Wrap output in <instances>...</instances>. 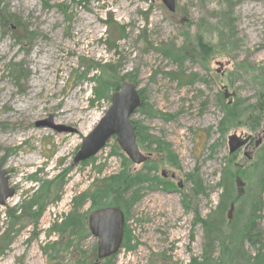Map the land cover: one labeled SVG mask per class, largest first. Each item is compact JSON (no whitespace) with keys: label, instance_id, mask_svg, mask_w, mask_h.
<instances>
[{"label":"rangeland","instance_id":"obj_1","mask_svg":"<svg viewBox=\"0 0 264 264\" xmlns=\"http://www.w3.org/2000/svg\"><path fill=\"white\" fill-rule=\"evenodd\" d=\"M0 8L11 21L0 18V169L15 189L0 207V238L13 229L0 264H94L98 239L86 218L113 202L128 233L102 264H264V142L251 160L228 148L232 134L264 131V0H177L175 12L162 0H0ZM107 68L118 88L106 85ZM125 82L141 93L131 121L148 129L153 143L138 145L151 158L132 163L114 136L75 164ZM75 99L86 109L69 106ZM62 107L85 119L67 123ZM33 155L45 163L19 165ZM237 174L244 194L229 220L220 206L237 196ZM38 196L37 220L9 216Z\"/></svg>","mask_w":264,"mask_h":264},{"label":"water","instance_id":"obj_2","mask_svg":"<svg viewBox=\"0 0 264 264\" xmlns=\"http://www.w3.org/2000/svg\"><path fill=\"white\" fill-rule=\"evenodd\" d=\"M167 9L171 12L176 10L177 0H162ZM233 96L227 89H225V98ZM141 106V96L134 84L124 83L119 90L112 95V104L105 116L101 119L95 129L86 137L83 138V143L74 158V163H80L96 156L106 145L108 140L115 136L118 144L127 155V157L134 164H141L146 160V156L140 151L136 134L133 129V125L130 122L131 116ZM38 125H48L52 129L57 131H70L68 128L54 125L52 122H40ZM263 136L259 135V138L255 142V148H258L263 143ZM250 137H244L242 135L232 134L228 136V148L229 153L233 154L240 148L244 147L249 141ZM244 156L248 159H252V153L245 151ZM162 177L166 178L168 173L166 170L161 172ZM174 177V175H172ZM9 175L5 169H0V207L5 206L7 200L14 196L15 190L9 186ZM237 193L239 195L244 194V181L240 178H236ZM235 205L232 204L228 218H233ZM106 214L107 219H99L98 227L95 229V233L99 238V251L100 257L107 251L118 252L122 238L124 222L123 214L120 215L121 226L117 225L116 213L113 209H105L98 211L96 215Z\"/></svg>","mask_w":264,"mask_h":264},{"label":"trees","instance_id":"obj_3","mask_svg":"<svg viewBox=\"0 0 264 264\" xmlns=\"http://www.w3.org/2000/svg\"><path fill=\"white\" fill-rule=\"evenodd\" d=\"M3 11L4 10H2L1 8H0V18L1 19H5L6 21H8V22H11L10 21V16H8V15H3L2 13H3ZM109 23V22H108ZM105 24H106V22H105ZM198 41H199V44H200V46H199V48H200V55L201 56H203L204 58H206V56H207V54H208V51H209V47L208 46H206L205 45V43L204 42H202L201 41V38H199L198 39ZM105 43H106V40H105ZM101 63H102V61H100L99 62V67H100V65H101ZM103 65H104V67L105 66H107V65H105V63H102ZM101 67H102V65H101ZM103 67V68H104ZM106 85L107 84H110L111 83V85L113 86V85H115V88H118V84H113V82H114V80L116 79V72L114 71V69H112V68H107L106 69ZM189 81V80H188ZM111 86V87H112ZM102 87H103V82L100 80V86L96 89V94L98 95V93L101 91V89H102ZM141 94V93H140ZM261 109H263V108H261ZM230 115V114H229ZM132 124H133V128H134V130H135V133H136V136H137V139L139 140V142L140 143H145L146 141H149V142H151V143H153L152 142V138H151V136L150 135H148L147 133H148V129L145 127V126H142L141 124L140 125H138L137 123H133L132 122ZM170 147L169 146H167V149H168V151H170V156H172V157H174V153L169 149ZM236 176V178L237 177H240L238 174L237 175H235ZM124 177V176H123ZM135 177V176H134ZM125 178H127V177H125ZM236 178H235V180H236ZM241 178V177H240ZM111 179H113V180H117V181H120L122 178H121V176L120 177H117L116 176V178H111ZM224 180H225V178H224ZM124 184L121 182V184L119 185V186H123ZM128 185H130V184H128ZM235 186H236V183H235ZM236 190H237V188H236ZM228 190H225L224 191V194L222 195V199H227V197H228ZM242 196H236V197H234V198H230L229 200L227 199V201H226V203H223V201H222V206H220V208H223V206H225V208L226 207H230L232 204H235L236 205V202L241 198ZM37 201H41V196H38V197H36L33 201H32V203H30V204H28V205H25V207H23V208H25V214H22V216L20 215V216H16V214H15V211H14V209L13 210H11L10 211V213H9V216L11 217V218H13L15 221H21L24 217H30L31 219H35V220H37L39 217H40V212L42 211V208H39L40 210H39V213H30V210H31V207H32V204H36L37 203ZM28 212V213H27ZM76 219H78V216L77 215H75L74 213L73 214H71V216L68 218V220L65 222V224H64V227L65 226H68V225H70V224H72ZM12 228L11 229H9V230H7L6 231V233L3 235V236H1V238H0V242H1V245H0V253H2L3 252V249L5 248V246H8V244L10 243V241L12 240V238L10 237V234H11V232H12ZM217 231L219 232L220 231V229H217ZM219 233H221V232H219ZM3 237V238H2ZM212 243V244H211ZM209 245H211L210 246V248H212V246H213V241L212 242H210L209 243ZM124 246L122 245V248H123ZM207 247H208V243H207ZM196 260L194 259L193 260V264H194V262H195Z\"/></svg>","mask_w":264,"mask_h":264},{"label":"flooded vegetation","instance_id":"obj_4","mask_svg":"<svg viewBox=\"0 0 264 264\" xmlns=\"http://www.w3.org/2000/svg\"><path fill=\"white\" fill-rule=\"evenodd\" d=\"M137 88V87H136ZM138 89V88H137ZM139 91V90H138ZM140 93V92H139ZM141 95V94H140ZM142 97V96H141ZM134 129V128H133ZM134 132H135V130H134ZM136 134V133H135ZM242 136H244V137H250V139H249V141L246 143V145L244 146V147H242L241 149H242V151H243V153L245 152V151H250L251 153H252V155H254V152H255V150L257 149V148H255V142H256V140L259 138V136H258V138H256L255 136H253V135H247V134H241ZM259 135H261V134H259ZM136 138H137V136H136ZM136 141H137V144H138V139H136ZM138 147H139V145H138ZM140 149V148H139ZM241 149H239V150H241ZM238 150V151H239ZM141 151V150H140ZM142 154H144V153H142ZM144 156H146V160L143 162V163H141V164H144V163H146V162H148L149 161V159L151 158V154H144ZM131 161V160H130ZM132 162V161H131ZM133 163V162H132ZM141 164H136V165H141ZM163 171V170H162ZM167 173H168V171H167ZM172 175H174V177H172ZM162 176V175H161ZM169 177V173H168V176L166 177V178H164V179H167ZM170 179L171 180H174V179H176V174H174V173H171L170 174ZM10 186V185H9ZM180 186V185H179ZM11 187V186H10ZM181 187V186H180ZM13 188V187H12ZM14 189V188H13ZM15 190V189H14ZM105 209H113V210H115V213H116V221H117V225H119V226H121V222H120V215L121 214H123V217H124V222L122 223L123 225H122V228H123V238H122V241H121V244H120V247L124 244V242H125V239L127 238L126 236H127V233H128V230H127V226H126V216H125V211L122 209V207L119 205V204H117L116 202H113L112 204H106V203H104L103 205H99V206H97V207H95L94 209H92L91 211H90V213H89V215L87 216V224H88V228H89V231H90V233L94 236V237H96L97 239H98V244H97V253H96V258H95V262H94V264H102L103 263V261H105V260H107V259H109V258H112V257H114V255L117 253V252H110V251H106L105 253H104V255L102 256V257H100V251H99V238L97 237V235H96V233H95V229L98 227V220L99 219H102V218H104V219H106V220H108L107 219V215L106 214H102V215H96V213L98 212V211H101V210H105ZM120 247H119V249H120ZM119 251V250H118Z\"/></svg>","mask_w":264,"mask_h":264},{"label":"bare ground","instance_id":"obj_5","mask_svg":"<svg viewBox=\"0 0 264 264\" xmlns=\"http://www.w3.org/2000/svg\"><path fill=\"white\" fill-rule=\"evenodd\" d=\"M171 45H176L174 43H171ZM261 55H264L263 53ZM52 56H50L49 58H51ZM37 86H40L39 83L36 84ZM35 85V86H36ZM57 93V91L55 92H50V94H52V96H55V94ZM60 103V102H59ZM58 103V104H59ZM56 105V104H55ZM69 106L75 108V109H79L80 112H82V110H85L86 108L83 106V104L81 103L80 99H75L73 102L69 103ZM27 109V106L21 108L20 110L23 111V113L25 112V110ZM59 116H62L66 119L67 123H71L73 121H81L83 119H85L81 113H74L73 115H69V110L65 107H62L60 112H59ZM64 127V126H63ZM41 134V132H37V135ZM57 140L55 141L58 145L61 144V142L63 141V138H56ZM63 157V156H62ZM44 164L45 161L41 160L39 157H37L36 155H33L32 158L29 159H24L21 162L19 161V165H31V164Z\"/></svg>","mask_w":264,"mask_h":264}]
</instances>
